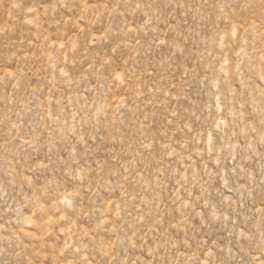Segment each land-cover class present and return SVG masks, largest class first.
I'll return each instance as SVG.
<instances>
[{
    "label": "rangeland",
    "instance_id": "374dc122",
    "mask_svg": "<svg viewBox=\"0 0 264 264\" xmlns=\"http://www.w3.org/2000/svg\"><path fill=\"white\" fill-rule=\"evenodd\" d=\"M0 264H264V0H0Z\"/></svg>",
    "mask_w": 264,
    "mask_h": 264
}]
</instances>
